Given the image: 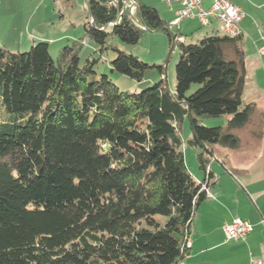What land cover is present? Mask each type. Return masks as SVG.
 I'll list each match as a JSON object with an SVG mask.
<instances>
[{
    "label": "trees",
    "instance_id": "1",
    "mask_svg": "<svg viewBox=\"0 0 264 264\" xmlns=\"http://www.w3.org/2000/svg\"><path fill=\"white\" fill-rule=\"evenodd\" d=\"M124 1L85 0V37L115 53L112 73L140 82L148 66L109 37L134 46L145 30L166 32L179 51L174 91L163 79L129 94L93 78L96 60L79 65L84 40L56 59L43 42L24 53L0 46V264H184L215 182L214 147L237 149L235 131L253 114L242 100V35L179 42L156 9L132 0L129 15ZM221 117L225 127L203 126ZM183 145L197 151L199 180Z\"/></svg>",
    "mask_w": 264,
    "mask_h": 264
},
{
    "label": "crops",
    "instance_id": "2",
    "mask_svg": "<svg viewBox=\"0 0 264 264\" xmlns=\"http://www.w3.org/2000/svg\"><path fill=\"white\" fill-rule=\"evenodd\" d=\"M139 1L142 3L141 0ZM229 2L238 6L244 14L239 23L242 35L239 50L245 70L242 100L245 104L254 106L255 119L251 118L247 126L237 131L240 140L237 149L227 151L214 147V160L220 162L232 178L220 180L217 186L215 185L218 180H215L209 188L206 204L201 207L202 202L198 207L190 226L189 250L184 264L214 263L213 259L209 258L206 263L198 261L196 253L202 250H198L200 235L205 241L206 252L212 256L211 258L214 256L219 258L215 264H251V260L252 264H264V78H260L264 72V56L257 53L264 37V0H229ZM159 3L156 6L142 4L156 9L159 17L170 27V22L175 18L180 4L174 1L168 6L162 0H159ZM203 7L209 8L210 1H204ZM192 26L204 30L194 33ZM175 29L176 33L173 35L183 43L186 42L187 35H191L192 38L197 36L200 40L204 36L222 34L221 25L215 19L206 27H201L194 19H184ZM46 40L43 37H38L36 40L29 37L27 43L33 45L37 41ZM48 42L51 43L53 40L49 39ZM1 44L5 43L0 42ZM18 48L20 50L19 46ZM209 169L214 175L210 165ZM234 172L237 174L235 175ZM236 218L247 221L252 226V231L243 241H225L223 228ZM203 221L204 225H202ZM192 233L197 234V237L192 236Z\"/></svg>",
    "mask_w": 264,
    "mask_h": 264
},
{
    "label": "rangeland",
    "instance_id": "3",
    "mask_svg": "<svg viewBox=\"0 0 264 264\" xmlns=\"http://www.w3.org/2000/svg\"><path fill=\"white\" fill-rule=\"evenodd\" d=\"M141 1L147 5L156 6L160 4L159 0ZM128 5H132L135 8L134 1L130 0L126 5L127 13V8H129ZM87 17L88 13L85 0H0V42L5 43L0 46L6 45L7 50L10 52L24 53L29 51L32 46L27 43L29 37H33L34 40L38 37H43L47 40L37 41L34 44L40 42L47 43L49 45L50 56L56 59L62 47L71 45L78 40H84L81 51L79 52V65L82 66L86 60H96L97 63L94 67L95 74L92 76L93 78L106 75L120 91L129 94L139 93L151 87L160 79H163V87L168 91H174L175 65L179 59V51L177 45H175L173 49H170L166 32H148L145 30L138 43L134 46L121 43L115 36L109 37L107 44L111 46V48H116L120 51L132 54L138 58L139 61L148 66L144 72L143 79L140 82H136L124 75L112 73L110 71V61L115 57V53L110 49L100 52L99 47L93 41L85 37L83 26L88 21ZM192 30L194 33H198L202 32L204 29L192 26ZM169 31L172 34L176 33L175 27H169ZM203 32L208 33V31ZM49 39H52L53 42L49 43ZM185 39L186 44H196L199 41L197 36L192 38L191 35H187ZM18 46L20 50H18ZM158 66L162 67L163 76H160L158 68H156ZM260 78H264V72L260 75ZM192 89H195V86H193ZM253 112L251 117L252 120L255 119V110H253ZM255 124L257 123L255 122ZM225 125L226 117L206 119L203 122V126L207 128L225 127ZM262 125L261 122V126ZM237 131L238 130L235 131L236 134ZM180 136L183 142L191 137L189 120L183 121L180 125ZM182 149L184 151V161L189 172L195 178H202V173L198 169V163L195 158L197 151L186 148L185 145L182 146ZM210 166L214 172L215 180H218L215 186H217L222 179L232 178L220 162L212 160ZM234 173L235 175L237 174L236 172ZM205 204L206 201L201 204V207ZM202 225H204V221ZM192 236L196 238L197 234L192 233ZM200 240L201 242H198L200 249L198 250H202L196 253L198 261L200 260V262L203 261L206 263L209 258L213 259L214 263L212 264H215L219 258L216 256L211 258L212 256L206 252L207 247L201 235ZM199 253H202V255Z\"/></svg>",
    "mask_w": 264,
    "mask_h": 264
},
{
    "label": "built area",
    "instance_id": "4",
    "mask_svg": "<svg viewBox=\"0 0 264 264\" xmlns=\"http://www.w3.org/2000/svg\"><path fill=\"white\" fill-rule=\"evenodd\" d=\"M166 5H171L174 1L180 4V8L175 13V18L170 22V27H178L184 19H194L201 27H206L211 20H217L221 25L223 34L229 37L241 35L239 23L244 14L242 10L229 2V0H162ZM210 1V7L204 8L203 2ZM123 11H126L127 2H125ZM128 14H133L134 6L128 5ZM260 56H264V37L257 50ZM252 231V226L245 220L236 218L223 228L225 241L244 240ZM252 264V260L250 261Z\"/></svg>",
    "mask_w": 264,
    "mask_h": 264
},
{
    "label": "water",
    "instance_id": "5",
    "mask_svg": "<svg viewBox=\"0 0 264 264\" xmlns=\"http://www.w3.org/2000/svg\"><path fill=\"white\" fill-rule=\"evenodd\" d=\"M122 13H123V12H122ZM122 13H121V15H122ZM121 15H120V16H121ZM203 118H205V116H204Z\"/></svg>",
    "mask_w": 264,
    "mask_h": 264
}]
</instances>
